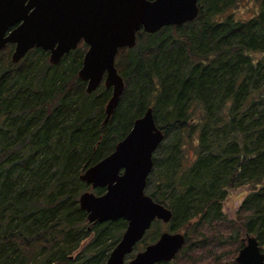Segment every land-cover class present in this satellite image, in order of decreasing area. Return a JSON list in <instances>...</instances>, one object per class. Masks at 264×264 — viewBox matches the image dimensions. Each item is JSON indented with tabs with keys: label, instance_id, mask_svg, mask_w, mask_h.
<instances>
[{
	"label": "trees",
	"instance_id": "trees-1",
	"mask_svg": "<svg viewBox=\"0 0 264 264\" xmlns=\"http://www.w3.org/2000/svg\"><path fill=\"white\" fill-rule=\"evenodd\" d=\"M239 1L197 0L194 19L139 31L132 48H119L124 88L106 121L111 88L87 93L77 76L84 43L56 64L40 48L18 63L12 44L0 49V264H105L126 222H89L79 176L148 107L164 138L146 190L187 241L174 261L219 259L224 239L238 250L246 234L264 253V0L244 18ZM242 185L250 188L236 219L220 228L227 189ZM152 225L144 244L159 233Z\"/></svg>",
	"mask_w": 264,
	"mask_h": 264
},
{
	"label": "water",
	"instance_id": "water-1",
	"mask_svg": "<svg viewBox=\"0 0 264 264\" xmlns=\"http://www.w3.org/2000/svg\"><path fill=\"white\" fill-rule=\"evenodd\" d=\"M197 0H0V49L14 44L11 61L17 63L32 48L49 51L48 61L56 64L80 41L87 45L78 77L86 82L87 93L103 80L111 87L105 105V121L111 115L124 88L115 67L121 47L132 48L136 33H153L170 24L194 19ZM164 138L152 109L136 118L112 152L86 167L79 178L95 189L79 195V206L89 222L122 218L126 227L111 249L105 264H154L172 260L185 237L179 232H162L133 258L125 261L133 246L155 219L167 222L171 211L145 194L147 177L153 167V153ZM245 245L235 257L237 264H264V253L254 236L246 235Z\"/></svg>",
	"mask_w": 264,
	"mask_h": 264
},
{
	"label": "rangeland",
	"instance_id": "rangeland-1",
	"mask_svg": "<svg viewBox=\"0 0 264 264\" xmlns=\"http://www.w3.org/2000/svg\"><path fill=\"white\" fill-rule=\"evenodd\" d=\"M254 1L252 0H240L239 1V6L238 9L236 10V16L237 17H248L251 15L252 10L256 9V6H254ZM153 178V175H150V179ZM249 186L248 185H242L239 187H231L227 189L226 195L223 199L222 202V214L223 217L221 220H218V223L221 225L219 226L220 228L222 227L224 229L226 221L230 220H235L237 216V209L240 205V202L242 201L243 197L248 193L249 191ZM90 189V188H88ZM148 192H150V189H148ZM166 230V229H164ZM182 232L183 230H179ZM224 232V231H223ZM197 236V232L195 234ZM227 239V238H226ZM226 239L223 240L221 243L218 251H220V256L218 255L219 259L216 257L214 258L212 255L204 256L201 258V256L204 255V253H198L197 256L200 257V259H196L195 263L197 264H235L234 263V257L237 253H235V250H237V246L233 249L232 247H224L223 244H225ZM196 247V246H195ZM193 247V249L195 248ZM198 250V249H196ZM195 251V249L193 250ZM200 252V251H198ZM192 253H189V256H191ZM189 256H184L182 255L177 261L176 264H184L188 261ZM221 257V260H220Z\"/></svg>",
	"mask_w": 264,
	"mask_h": 264
},
{
	"label": "flooded vegetation",
	"instance_id": "flooded-vegetation-1",
	"mask_svg": "<svg viewBox=\"0 0 264 264\" xmlns=\"http://www.w3.org/2000/svg\"><path fill=\"white\" fill-rule=\"evenodd\" d=\"M145 193L146 194H149L150 195V193L147 191V190H145ZM153 198V197H152ZM153 200L154 201H157L156 199H154L153 198ZM157 202H159V201H157ZM159 203H161V202H159ZM161 204H163V203H161ZM164 205V204H163ZM164 206H166V205H164ZM167 207V206H166ZM170 211H171V209L169 208V207H167ZM171 213H172V211H171ZM171 217H172V215H171ZM171 219V218H170ZM170 219L167 221V222H164L163 220H159V219H155V220H153V222L152 223H155L158 227H159V233L157 234V237H156V239L154 240V241H151V242H148L147 244H144L143 243V241L145 240V241H147V237L146 236H148V234L150 233L149 231H150V229L152 228V223H151V226H150V228L148 229V230H146L145 231V233H144V235L142 236V238L133 246V249H132V251H131V253H129V254H127V255H125V261H128V260H130L131 258H133L134 256H135V254L137 253V252H139V251H141V250H143L144 249V247L146 246V245H148V244H150V243H153V242H155L157 239H158V237L160 236V234L162 233V232H171V233H175V232H180V231H176V230H171L170 229V226H169V221H170ZM125 221V220H124ZM156 221V222H155ZM126 226V225H125ZM164 229H166V230H164ZM124 230V229H123ZM123 232V231H122ZM182 234H183V236L185 237V235H184V233H183V231L181 232ZM122 234V233H121ZM187 241H186V237H185V242H184V244H183V246H182V248L187 244L186 243ZM116 244V243H115ZM114 247V246H113ZM112 247V248H113ZM181 248V249H182ZM180 249V250H181ZM179 250V251H180ZM111 251V250H110ZM178 251V252H179ZM239 251V250H238ZM110 253V252H109ZM109 255V254H108ZM178 255V253L175 255V257ZM182 255V254H181ZM181 255H179V256H181ZM175 257H174V259H175ZM176 262V260L174 261L173 259L172 260H170V261H160V262H157V263H154V264H172V263H175Z\"/></svg>",
	"mask_w": 264,
	"mask_h": 264
},
{
	"label": "bare ground",
	"instance_id": "bare-ground-1",
	"mask_svg": "<svg viewBox=\"0 0 264 264\" xmlns=\"http://www.w3.org/2000/svg\"><path fill=\"white\" fill-rule=\"evenodd\" d=\"M118 72V71H117ZM119 73V72H118Z\"/></svg>",
	"mask_w": 264,
	"mask_h": 264
}]
</instances>
